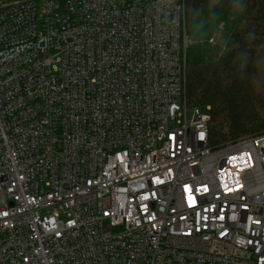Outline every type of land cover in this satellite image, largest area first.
Here are the masks:
<instances>
[{
    "label": "built area",
    "instance_id": "built-area-1",
    "mask_svg": "<svg viewBox=\"0 0 264 264\" xmlns=\"http://www.w3.org/2000/svg\"><path fill=\"white\" fill-rule=\"evenodd\" d=\"M192 43L185 0H0V264H264V133L209 145Z\"/></svg>",
    "mask_w": 264,
    "mask_h": 264
},
{
    "label": "trees",
    "instance_id": "trees-1",
    "mask_svg": "<svg viewBox=\"0 0 264 264\" xmlns=\"http://www.w3.org/2000/svg\"><path fill=\"white\" fill-rule=\"evenodd\" d=\"M185 16L193 41L187 99L191 107H211L209 145L218 149L264 133V0H185ZM220 31L223 50L210 44Z\"/></svg>",
    "mask_w": 264,
    "mask_h": 264
},
{
    "label": "rangeland",
    "instance_id": "rangeland-1",
    "mask_svg": "<svg viewBox=\"0 0 264 264\" xmlns=\"http://www.w3.org/2000/svg\"><path fill=\"white\" fill-rule=\"evenodd\" d=\"M224 34L222 31L218 32L217 35L214 37V41L213 42H210V44L214 47H218L220 48L221 50L224 49ZM259 86L260 87H263L262 89H260V97L262 98V102H263V106H261L262 108H264V74L260 80V83H259ZM263 111V109H261V112ZM264 112V111H263ZM262 112V113H263Z\"/></svg>",
    "mask_w": 264,
    "mask_h": 264
}]
</instances>
